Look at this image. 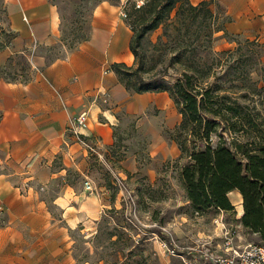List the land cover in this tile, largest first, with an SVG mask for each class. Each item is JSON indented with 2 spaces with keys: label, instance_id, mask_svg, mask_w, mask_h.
<instances>
[{
  "label": "crops",
  "instance_id": "1",
  "mask_svg": "<svg viewBox=\"0 0 264 264\" xmlns=\"http://www.w3.org/2000/svg\"><path fill=\"white\" fill-rule=\"evenodd\" d=\"M127 1L135 0L95 1L87 38L67 49L57 1L2 0L0 69L9 58L23 56L29 70L26 82L0 77V207L6 215L0 264H89L74 261L67 233L97 222L112 201L103 190L67 184L54 167L60 158L75 168L85 163L90 151L70 131L80 113H86L80 138L98 154L112 151L119 134L130 131L127 119L138 118L135 129L148 142L145 148H126L120 163L127 171H136L142 159L180 155L177 145L152 126L173 130L178 125L180 114L168 94L129 92L110 68L133 62L132 31L122 9ZM205 1L222 8L228 33L264 36V0ZM2 32L10 38L7 44ZM53 47L60 53L51 61L46 50ZM49 198L58 216L48 208ZM228 198L239 220L241 195L233 190Z\"/></svg>",
  "mask_w": 264,
  "mask_h": 264
},
{
  "label": "rangeland",
  "instance_id": "2",
  "mask_svg": "<svg viewBox=\"0 0 264 264\" xmlns=\"http://www.w3.org/2000/svg\"><path fill=\"white\" fill-rule=\"evenodd\" d=\"M61 11V39L66 46L86 37L89 33L91 12L95 0H55ZM148 0H144L146 2ZM134 1L123 5L125 15L131 12ZM135 7V6H134ZM212 16L202 21V14L196 18L189 35H184L183 45L176 46L172 37L176 31L172 27L161 25L146 34L138 50L144 52L147 60L163 56L156 67L168 66V80L179 75L182 64L171 62L176 49L187 48L190 51L200 45H209V49L195 50L191 59H207L213 53L234 51L239 47L242 55V68H227V64L212 65L207 81L220 86L229 96L228 104H239L235 127L225 129L228 142L257 144L264 143V36L247 37L232 35L225 29L226 17L222 8L209 3ZM2 0H0V13ZM174 12L171 13V17ZM126 19V17H125ZM202 24L199 25V22ZM180 35L184 29L180 27ZM211 30V31H210ZM212 30L214 31L212 34ZM211 32V34H210ZM211 35V37H210ZM161 38L160 44L158 39ZM211 39L210 43H207ZM191 44V45H190ZM189 45V46H188ZM176 48V49H175ZM52 58L59 55L58 47L46 50ZM225 57V56H223ZM237 57V56H235ZM147 64H150L147 61ZM150 64V65H151ZM236 65V64H234ZM28 65L20 57L12 58L10 66L1 69L0 75L16 79H28ZM20 75V77H18ZM257 89V90H256ZM130 131L119 134L120 138L112 151L108 153L89 152L85 163L79 168L64 165L57 161L54 167L62 170L63 180L73 186L88 182L93 191L106 192V199L112 201L100 219L88 226L68 231L71 243V256L76 263L89 264H195V243L198 240H212L217 243L226 229L235 231L237 241L245 243H264L261 235L244 228L237 220L238 212H225L216 208L197 211L187 200L181 180V169L189 164L188 158L170 157L142 159L136 171H127L120 163L127 147L145 148L148 138L142 137V131L135 126L138 118L127 119ZM144 126L149 122L142 123ZM163 139L171 143L173 130L153 123ZM220 130V128H218ZM217 135L212 136L216 143ZM200 145V144H199ZM202 147V145H200ZM180 156V155H179ZM151 170V173L148 171ZM152 177V179H150ZM61 182L57 179V183ZM51 197V196H49ZM48 208L58 216L48 200ZM112 209V211H111ZM6 224L5 211L0 207V227ZM174 248V253L168 248Z\"/></svg>",
  "mask_w": 264,
  "mask_h": 264
},
{
  "label": "trees",
  "instance_id": "3",
  "mask_svg": "<svg viewBox=\"0 0 264 264\" xmlns=\"http://www.w3.org/2000/svg\"><path fill=\"white\" fill-rule=\"evenodd\" d=\"M209 3L205 0L197 5H193L189 0H148L138 8L133 6L131 12L126 15V22L132 31L130 51L133 62L131 65L113 63L110 68L127 91L166 92L172 100L180 114V121L170 139L177 145L179 157L189 160V164L181 169L180 176L187 200L192 206L197 211L208 208L225 212L234 211L228 193L237 190L242 198L243 214L239 219L241 225L252 233L260 234L264 239V143L227 141L225 129L228 130L230 124V127L236 126V122H229L231 117L238 118L239 104H228L226 101L230 97L224 94L226 90H221L216 84L210 85L207 81L214 64L221 66L226 62L227 68L237 70L242 68L240 62L244 59L238 54L240 48L213 53L214 56L209 58V64L206 58L202 60L198 57L194 60L189 56L191 53L195 55L197 48L209 49L210 53L213 50L209 45H200L196 49L194 45L191 53L187 48H175L176 51L170 60L181 63L183 67L172 81L168 80V66L156 69L163 56L153 58L154 63L151 64L152 57L147 60L145 53L138 50L146 34L161 25L165 28L172 27L176 31L172 37L173 42H176L177 47L182 46L183 38L189 35L197 16L202 14V21L212 16ZM180 27L184 29L183 36L180 35ZM213 32L212 30V34ZM2 34L7 44L10 41L9 36L4 32ZM87 36L73 45L63 44L67 49H72ZM158 41L160 44L161 38ZM210 42L211 39L207 43ZM20 57L28 65L27 60L23 56ZM52 59L53 57H49V60ZM11 61L12 58H9L5 68L10 66ZM147 61L151 65L147 64ZM16 76L15 73L11 77L0 75L8 81L17 80ZM213 135L218 137L216 143L212 141Z\"/></svg>",
  "mask_w": 264,
  "mask_h": 264
},
{
  "label": "built area",
  "instance_id": "4",
  "mask_svg": "<svg viewBox=\"0 0 264 264\" xmlns=\"http://www.w3.org/2000/svg\"><path fill=\"white\" fill-rule=\"evenodd\" d=\"M134 6L138 8L143 5L144 0H135ZM126 17V15L124 14ZM86 125V113H80L71 122L70 131L89 151H94L93 147L84 139L80 138V130ZM84 188L92 192V187L88 182L84 183ZM235 231L226 229L223 236L218 238L217 243L212 240H198L195 243V264H264V243H245L237 241ZM174 253V248H168Z\"/></svg>",
  "mask_w": 264,
  "mask_h": 264
}]
</instances>
